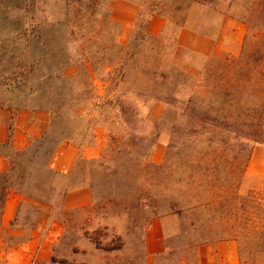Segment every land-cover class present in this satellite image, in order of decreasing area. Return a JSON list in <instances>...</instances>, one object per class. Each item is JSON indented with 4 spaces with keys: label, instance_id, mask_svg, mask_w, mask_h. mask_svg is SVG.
Returning <instances> with one entry per match:
<instances>
[{
    "label": "trees",
    "instance_id": "1",
    "mask_svg": "<svg viewBox=\"0 0 264 264\" xmlns=\"http://www.w3.org/2000/svg\"><path fill=\"white\" fill-rule=\"evenodd\" d=\"M112 1L61 0L64 18L50 20L49 17L39 19L36 15L45 12L46 0H0V28L8 33L0 43V65L3 57L10 55V65L14 70L22 71L25 79L45 65H49V80L53 77L66 80L69 71H76L79 82L83 84L78 92V96L84 99L80 105L84 109L88 105L97 108L106 106L109 109L107 113L112 111L111 115L122 124L124 130L138 135L148 132V129L140 130L136 124H132L141 123L140 108L135 103L145 95L136 86L125 91L120 86L129 80L131 69L138 67V61H135L138 44L162 39V34L153 36L147 32L151 18L163 17L166 20L165 30L170 27L174 29L169 46L174 50L180 49L178 37L183 30L189 29L199 35L215 38L221 32L226 18L244 24L248 33L238 57L229 54H223L222 57L210 55L197 76L174 67L169 70L162 63H157L154 67L151 76L155 85L154 101L165 104L166 113L179 112L195 126V130L188 132L186 137L187 143L195 144L199 151L192 158L184 156L185 175L182 173L181 181L188 186H196L195 191L200 194L197 199L193 195L185 206H181L163 196L166 184L161 180L157 184L154 200L142 199L141 207L152 210L154 214L149 225L152 220L167 216L183 217L190 222L179 236L173 238L182 243L180 253L184 259L181 263L184 264L199 263L200 246L226 240L237 243L240 264H250L244 259L241 232L231 226L232 218L236 217L234 221H240V211L246 208L248 235L253 237L258 246V254L264 257V175L260 177L261 187L250 191L246 201L241 202L239 194L241 184L247 179L253 149L255 146L264 147V56L262 47L257 51L252 46L249 47L252 26L245 19V13H251V8L244 7L242 0H230L224 12L217 7L218 0H123L138 7L131 38L128 44H124L121 41L122 26L111 17ZM194 8H211L222 16L214 37L203 30L204 22L191 28L190 15ZM18 10L24 12L20 21L11 16ZM263 33L264 30H258L257 36L263 38ZM20 45L24 46L22 52ZM8 49L11 50L8 52ZM4 50L6 52L3 54ZM56 54L60 55V60L52 64V57ZM95 81L109 84L111 89L105 96L95 94ZM180 89H189L187 98L180 99ZM94 99L104 100L103 105H96ZM49 111L52 124L54 112ZM103 115L102 112L99 114L100 121L94 125L104 127L109 132L106 137L117 146L105 148L101 154V165L104 164L107 153L123 154L122 144L114 137L116 134L110 133L113 131L110 127H115L116 121H108L110 114L101 121ZM47 139L48 135L35 142L29 150L9 155L11 173L0 175V213L7 200L6 189L11 187L22 191L25 188L26 176L23 171H19L18 160L26 159L29 153L36 150V146H41ZM62 143L71 141L62 139L57 142L46 160L45 168L51 174V155ZM131 143L134 147L139 146L137 138ZM213 145L217 148L213 151L207 149ZM137 149L139 155L140 147ZM146 157L142 155L141 158L139 155L137 160L144 161ZM152 164L156 172L161 171L162 166ZM232 183L237 186L231 190L229 187L234 186ZM65 193L61 194L58 207H62ZM212 210L214 215L211 214ZM175 251L166 245V251L161 256L173 255Z\"/></svg>",
    "mask_w": 264,
    "mask_h": 264
},
{
    "label": "rangeland",
    "instance_id": "2",
    "mask_svg": "<svg viewBox=\"0 0 264 264\" xmlns=\"http://www.w3.org/2000/svg\"><path fill=\"white\" fill-rule=\"evenodd\" d=\"M229 1L218 0L217 7L224 12ZM44 3L45 12L36 14L39 19L64 18L62 15L64 6H62L61 0H46ZM19 5L21 4L19 3ZM242 5L251 8V13H245V19L250 21L252 26L249 47L252 46L256 51L262 47L264 56V37L257 36L258 30H264V0H242ZM11 16H13L12 19L20 21L24 17V12L18 10ZM190 19L191 28L195 27L197 23L204 22L203 30L211 33L213 37L222 22V16L211 8H194L191 11ZM242 25L244 26V38L241 51L238 55L229 54L231 56L238 57L242 53L244 40L248 33L247 27ZM173 32L174 29L170 27L163 31L161 40L138 44L135 60L138 61V67L135 70L131 69L129 80L120 86L122 91L136 86L145 95L135 103L136 107L140 108L141 123L138 125L136 122H132V124H136L140 130L148 129V132L138 135L129 134L127 130H124L122 124L114 118V115H111L112 111L107 113L109 109L106 106L97 108L88 105L87 109H84L80 105L81 102L83 104L84 99L78 96V92L82 89L83 84L79 82L76 71H69L66 80L55 77L49 80L47 79L49 65H45L34 75L25 79L22 71L14 70L10 65V55L3 57L0 65V108L12 110L44 108L54 112V120L47 141L41 146H36L35 152L29 153L26 159L22 158L17 162L19 171L25 173L26 187L30 192L43 199H54L58 205L57 202L60 201L62 191L51 188L54 175L46 170V160L54 145L62 139H69L71 143L77 145L90 144L94 137L93 130L97 127L94 124L100 121L99 114L101 112L104 113L101 121L109 114L108 121L110 123L116 121V126L110 127L113 129L110 133L116 134L114 137L122 144L123 154L116 155L109 152L104 164L101 165L103 161L101 154L104 153L105 148L117 146L106 137V147L97 159L81 160L79 163L77 173L70 180L69 185L81 182L89 184L94 201L92 206L86 209L68 213L58 212L66 222V231L59 242L54 244L53 257L49 264H184L181 263L184 259L180 253L182 243L173 240V238L179 236L182 229L188 227L190 222L183 217L175 216L177 223L174 222L173 227L178 226L179 234L177 235H170L173 233L171 225L166 227L169 237L164 241L165 250L163 253L166 251V245L178 252L175 251L173 255L166 254V256H161L163 254L161 253L149 258L147 241L151 226L148 222L154 214L152 210L141 207L142 199L154 200L157 184L161 180L166 184L163 196L181 206H185V203L191 200L193 195L197 199L200 194L195 191L197 190L196 186H188L187 183L181 181L185 168L183 166L184 156L192 158L194 153L199 151L195 144L187 143L186 137L188 132L195 130V126L179 112L166 113L167 106L153 99L155 85L151 76L157 63L168 66L169 70L174 67L176 70H185L189 74L197 76L208 58V56L199 57L180 46L179 37L180 49L174 50L169 47ZM131 33L132 29L122 28V43H129ZM7 34V30L0 28V43L8 36ZM23 47L20 45V52L24 51ZM10 50L8 49V52ZM5 52V50L2 51L3 54ZM223 54L228 53L213 51L210 55L222 57ZM59 60L60 55L56 54L55 57H52L51 63L56 64ZM174 76H176L175 73ZM93 89L97 96H105L111 88L105 82L95 81ZM179 94L180 99L187 98L189 89H180ZM103 101L94 99L93 102L102 106ZM155 116H157V120L149 122L151 117L155 118ZM107 135L109 132H106ZM135 138H137L138 147L132 146L131 141ZM139 147L141 158L142 155L147 156L144 161L137 160L139 158L137 148ZM215 148L217 147L213 145L207 149L213 151ZM152 162L157 166H162L160 172L155 171ZM158 173L159 176H157ZM263 175L264 147L255 146L247 168V179L239 188L241 202L246 201L250 191L261 187L259 182ZM233 185L229 189H235L237 185ZM245 212L246 208L240 211V221L238 222L234 221L236 217H233L231 226L241 232L244 259L250 264H264V257L258 254V246L253 237L248 235L249 229ZM197 213L199 214V212ZM24 214L25 218L31 216L30 211H25ZM211 214H215L214 210L211 211Z\"/></svg>",
    "mask_w": 264,
    "mask_h": 264
},
{
    "label": "crops",
    "instance_id": "3",
    "mask_svg": "<svg viewBox=\"0 0 264 264\" xmlns=\"http://www.w3.org/2000/svg\"><path fill=\"white\" fill-rule=\"evenodd\" d=\"M111 17L123 29H132L137 19L138 7L123 0L110 4ZM166 20L160 16L151 18L147 32L153 36L163 33ZM244 26L227 18L219 35L211 39L189 29L179 34L180 46L199 57H207L213 51H224L238 55L242 48ZM155 118L149 122H155ZM51 129V113L47 109L0 108V175L11 173L9 155L29 150L35 142L43 140ZM106 132L102 126L94 130L90 144L62 143L51 155L49 169L55 175L51 188L66 192L62 207L54 199L48 200L33 194L26 187L19 191L8 187L7 200L0 213V264H49L53 257V246L63 237L66 222L60 212L68 213L89 208L93 204L91 186L85 182L69 185L77 173L81 160L97 159L106 147ZM26 184V183H25ZM25 211L31 216L25 218ZM59 212V213H58ZM175 216L155 219L147 241L149 258L165 250L164 241L169 234H179ZM199 264H240L238 245L233 240L206 244L198 248Z\"/></svg>",
    "mask_w": 264,
    "mask_h": 264
}]
</instances>
